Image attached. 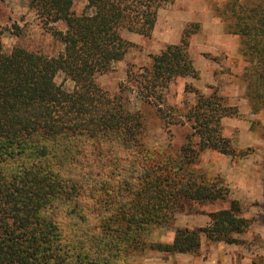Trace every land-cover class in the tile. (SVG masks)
<instances>
[{
    "label": "trees",
    "instance_id": "trees-1",
    "mask_svg": "<svg viewBox=\"0 0 264 264\" xmlns=\"http://www.w3.org/2000/svg\"><path fill=\"white\" fill-rule=\"evenodd\" d=\"M25 1L63 49L56 56L20 44L4 50L0 30V264H126L145 247L197 253L202 236L239 242L234 235L250 221L236 201L210 212L208 226L178 227L169 243L145 241L147 227L167 223L180 199L224 198L227 190L193 164L206 149L237 155L221 133L232 108L191 88L185 142L152 150L142 141L144 116L129 108L124 89L109 94L96 81L132 45L121 31L150 35L158 9L171 0H86L80 13L74 0ZM237 5L226 2L229 30L240 35L249 62L256 57L264 83V5ZM198 30L187 24L177 44L130 73L143 100L159 98L178 77L198 76L188 54ZM59 74L71 88L56 81Z\"/></svg>",
    "mask_w": 264,
    "mask_h": 264
},
{
    "label": "rangeland",
    "instance_id": "rangeland-1",
    "mask_svg": "<svg viewBox=\"0 0 264 264\" xmlns=\"http://www.w3.org/2000/svg\"><path fill=\"white\" fill-rule=\"evenodd\" d=\"M227 1L171 0L161 6L150 35L121 31L132 45L124 58L115 62L108 72L97 75L96 81L109 94L124 89L129 108L140 110L144 116L142 141L152 150H162L168 144L177 148L185 142L191 131L185 113L195 101L191 88L222 97L233 113L222 119L221 133L230 140L237 155L206 149L199 154L193 170L222 185L227 190L224 198L207 202L180 199L167 223L147 227L145 241L147 244L169 243L178 227L208 226L210 212L228 208L231 201H236L240 216L250 221L246 232L234 235L239 240L237 243L250 248L248 240L239 236L251 233V242H256L252 246L255 251L252 264H264V243L256 232V229L264 232V83L257 80L256 57L249 62L240 35L229 30L233 21L225 10ZM85 4L86 0H74L73 8L80 13ZM237 4V10L264 5L261 0H237ZM189 23L199 24V30L192 34L188 46L198 76L178 77L167 87L160 88L159 98L143 100L130 73L142 72L150 63L152 54L160 52L167 44H177L183 28ZM16 25L22 28L21 33L15 32ZM0 30L3 31L4 50L20 44L56 56L63 49L62 43L42 28L25 0H0ZM56 81L65 88L73 85L62 74L56 77ZM237 243L208 242L202 236L197 253H177L202 254L206 259V247H231ZM151 251L168 253L145 247L131 254L126 264H153L155 258Z\"/></svg>",
    "mask_w": 264,
    "mask_h": 264
},
{
    "label": "crops",
    "instance_id": "crops-1",
    "mask_svg": "<svg viewBox=\"0 0 264 264\" xmlns=\"http://www.w3.org/2000/svg\"><path fill=\"white\" fill-rule=\"evenodd\" d=\"M205 222V221H204ZM257 234L264 243V232L262 229H256ZM256 232L254 234H256ZM240 239L248 240L249 247H244L243 243L232 244L231 247H206L208 255L203 259V255H190L185 253L169 254L151 251L155 262L153 264H252L251 259L254 256L252 250L255 241H252L251 233L239 236ZM203 247H201V250Z\"/></svg>",
    "mask_w": 264,
    "mask_h": 264
}]
</instances>
